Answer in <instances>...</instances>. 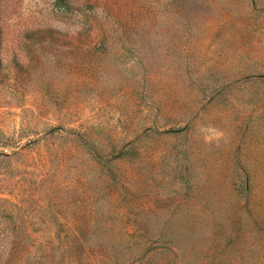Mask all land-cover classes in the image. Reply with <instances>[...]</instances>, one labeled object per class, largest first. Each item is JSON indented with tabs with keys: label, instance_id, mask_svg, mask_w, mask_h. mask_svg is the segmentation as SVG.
Segmentation results:
<instances>
[{
	"label": "rangeland",
	"instance_id": "obj_1",
	"mask_svg": "<svg viewBox=\"0 0 264 264\" xmlns=\"http://www.w3.org/2000/svg\"><path fill=\"white\" fill-rule=\"evenodd\" d=\"M103 264H264V0H0V243Z\"/></svg>",
	"mask_w": 264,
	"mask_h": 264
},
{
	"label": "trees",
	"instance_id": "obj_2",
	"mask_svg": "<svg viewBox=\"0 0 264 264\" xmlns=\"http://www.w3.org/2000/svg\"><path fill=\"white\" fill-rule=\"evenodd\" d=\"M57 1L68 5L71 0ZM109 258L112 256L105 242H89L84 238L49 242L46 246L16 240L0 243V264H103ZM159 264L170 263L162 259Z\"/></svg>",
	"mask_w": 264,
	"mask_h": 264
}]
</instances>
